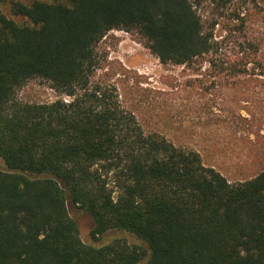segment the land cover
Here are the masks:
<instances>
[{"label": "trees", "instance_id": "1", "mask_svg": "<svg viewBox=\"0 0 264 264\" xmlns=\"http://www.w3.org/2000/svg\"><path fill=\"white\" fill-rule=\"evenodd\" d=\"M245 1L210 0L207 20L191 0H0V264H264V172L230 183L93 80L98 44L124 30L164 65L258 81ZM33 78L60 98L18 101Z\"/></svg>", "mask_w": 264, "mask_h": 264}, {"label": "rangeland", "instance_id": "2", "mask_svg": "<svg viewBox=\"0 0 264 264\" xmlns=\"http://www.w3.org/2000/svg\"><path fill=\"white\" fill-rule=\"evenodd\" d=\"M191 1L199 4L203 19L211 18L210 0ZM2 11L11 17L7 7ZM243 13L246 34L259 39L264 63V0H246ZM96 52L99 66L93 80L115 87L122 106L135 115L145 132L159 133L177 147L197 151L205 166L232 184L264 172V76L230 88L227 76H212L205 63L192 69L160 63L137 34L124 30L108 32ZM16 98L45 103L60 95L48 81L33 78L16 91ZM67 206L82 242L92 243V218L70 203ZM113 236L120 237L104 236L98 243Z\"/></svg>", "mask_w": 264, "mask_h": 264}]
</instances>
